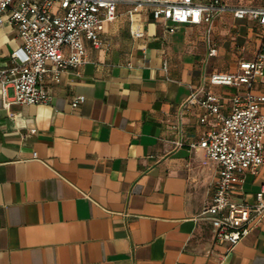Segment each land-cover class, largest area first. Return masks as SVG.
<instances>
[{
	"label": "crops",
	"instance_id": "1",
	"mask_svg": "<svg viewBox=\"0 0 264 264\" xmlns=\"http://www.w3.org/2000/svg\"><path fill=\"white\" fill-rule=\"evenodd\" d=\"M221 1L211 24L119 3L102 45L84 40L83 65L45 76L48 103L5 106L0 84V264H264V216L230 251L201 216L218 164L197 143L216 117L201 123L190 93L205 87L225 114L237 94L264 95V68L250 88L210 82L237 73L264 41L258 17L234 15L264 0ZM22 44L15 26L0 25V69ZM77 96L85 101L73 108ZM263 185L264 162L232 198L254 204Z\"/></svg>",
	"mask_w": 264,
	"mask_h": 264
},
{
	"label": "built area",
	"instance_id": "2",
	"mask_svg": "<svg viewBox=\"0 0 264 264\" xmlns=\"http://www.w3.org/2000/svg\"><path fill=\"white\" fill-rule=\"evenodd\" d=\"M126 0H0V25L9 23L17 28L23 44L11 54L10 64L0 69L4 103L24 105L48 103L51 99L43 80L50 72L58 73L86 62L84 40L94 47L102 45L101 34L106 20L116 17L119 3ZM152 5L156 20L173 23L211 24L213 18L226 10L221 0L195 3L193 0H144ZM237 18L258 17L264 26V5L234 9ZM173 29H171L172 31ZM213 52V50L211 51ZM52 63L54 68L49 67ZM264 68V41L256 58L243 61L237 73L210 76L212 84L252 86ZM14 96H7V88ZM85 96L71 101L77 108ZM264 95L250 91L232 99L230 111L222 112L221 99L205 87L193 90L185 105H199L206 123L215 115L216 125L206 131L197 147L218 164L213 196L202 212L212 227L216 242L227 243L232 250L251 230L254 218L264 216V185L256 194V202L248 204L233 200L232 191L244 182L248 170H256L263 162Z\"/></svg>",
	"mask_w": 264,
	"mask_h": 264
}]
</instances>
